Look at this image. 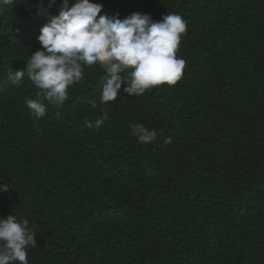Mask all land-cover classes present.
I'll return each instance as SVG.
<instances>
[{"label": "trees", "instance_id": "16d2710c", "mask_svg": "<svg viewBox=\"0 0 264 264\" xmlns=\"http://www.w3.org/2000/svg\"><path fill=\"white\" fill-rule=\"evenodd\" d=\"M62 2L0 6V218L29 221V264H264V0H93L183 17L182 78L102 104L104 71L85 67L34 124L42 94L12 77Z\"/></svg>", "mask_w": 264, "mask_h": 264}, {"label": "clouds", "instance_id": "9594fccd", "mask_svg": "<svg viewBox=\"0 0 264 264\" xmlns=\"http://www.w3.org/2000/svg\"><path fill=\"white\" fill-rule=\"evenodd\" d=\"M13 4L15 0H0V6ZM186 30V20L177 14L167 13L160 21L140 13L120 19L119 14L103 12V5L93 0H75L71 5L63 0L57 14H49L40 28L41 47L25 61L24 70L15 72L12 82L20 84L26 76L40 90L43 100H26L34 124L46 116L49 106L65 104L69 88L83 79L85 67L104 71L102 104L114 101L122 85L129 96H141L182 78L185 61L177 52ZM107 119L105 112L94 127L98 130ZM130 134L147 145L155 141L157 131L132 124ZM9 190L7 183H0V192ZM35 237L27 219L12 214L0 218V264H29Z\"/></svg>", "mask_w": 264, "mask_h": 264}]
</instances>
